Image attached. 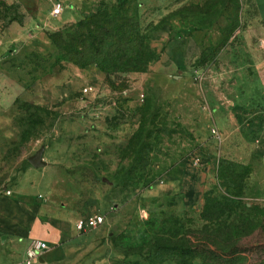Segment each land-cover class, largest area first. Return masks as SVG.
I'll list each match as a JSON object with an SVG mask.
<instances>
[{
	"label": "rangeland",
	"instance_id": "374dc122",
	"mask_svg": "<svg viewBox=\"0 0 264 264\" xmlns=\"http://www.w3.org/2000/svg\"><path fill=\"white\" fill-rule=\"evenodd\" d=\"M123 1L157 59L142 72L68 61L52 37L101 4ZM261 1L0 0V31L22 35L0 52V194L20 187L22 199L40 197L79 220L103 216L84 231L98 238L83 246L91 264H264V201L227 199L256 165L241 160L264 142V117L254 113L264 101L243 98L252 76L264 89ZM57 3L63 11L53 16ZM214 108L238 128L241 146L237 137L227 145L238 149L232 164L216 159L223 143ZM41 148L45 166L29 169ZM208 157L216 159L213 182L199 203L182 206L186 176ZM204 217L248 219L260 229L216 232Z\"/></svg>",
	"mask_w": 264,
	"mask_h": 264
},
{
	"label": "crops",
	"instance_id": "0c3cea01",
	"mask_svg": "<svg viewBox=\"0 0 264 264\" xmlns=\"http://www.w3.org/2000/svg\"><path fill=\"white\" fill-rule=\"evenodd\" d=\"M260 7L264 11V0L260 2ZM38 14L39 17L48 14L47 4L40 8ZM21 36L20 32L13 29L8 30V32L0 31V52L22 39ZM256 77L252 76L250 78V84L252 85L243 91V98L250 99V105L252 106L259 104L262 100L264 101V89L261 88L259 79ZM232 106L233 109L237 110L234 103H232ZM257 111L255 110L254 113L264 117V112ZM213 112V127H216L220 134L219 138H222L223 143V148H221L219 157L216 156V159L221 157L233 161V159H236L233 157V153H238L239 146H241V142L235 134L238 129L235 127L236 122L234 123L232 117L229 116V126L233 128H230L232 133L228 135L225 133L227 130L224 127H229L227 126L229 121H227V124L222 123L226 119H222L220 116L221 108H214ZM208 135L212 138L210 133ZM232 137H237L234 145L238 146V149L234 145H232V148L227 146L228 140ZM263 146L264 142L261 146L259 145L254 150H250L249 155L241 160L249 163L254 162V160L256 162L254 170L250 173L243 189L244 197L262 201H264ZM216 159L215 157L211 159L208 157L204 161L206 165L202 168L199 166L191 168L190 174L186 176L189 185L182 206L194 205L201 201L205 189L214 180L215 167L213 162ZM32 167L31 165L29 169ZM261 173L263 174L260 175ZM256 175L258 176L256 177ZM253 179H257L263 184L261 186L255 185L253 182L251 183ZM6 190L4 188V192L0 194V264H24L27 247L34 239L42 240L48 246V249L34 264H91L87 253L83 251V246L96 242L98 238L77 229L76 226L79 221L77 215L47 205L45 200L40 197L36 198L38 202H35L36 200L34 201L33 197H31V200L26 201L22 199L23 193L20 187L14 190L13 195H11L10 190H8L10 194L7 195ZM106 252L111 254L109 249ZM97 264H107V261H97Z\"/></svg>",
	"mask_w": 264,
	"mask_h": 264
},
{
	"label": "trees",
	"instance_id": "16d2710c",
	"mask_svg": "<svg viewBox=\"0 0 264 264\" xmlns=\"http://www.w3.org/2000/svg\"><path fill=\"white\" fill-rule=\"evenodd\" d=\"M126 6L125 1L112 5L101 4L91 16L65 27L52 39L68 53L69 57L65 56L66 59L79 67L95 64L105 72H142L157 59V55L146 41L139 22L129 14V8ZM65 31L69 32L63 39L64 35L61 34ZM225 160L227 162V159ZM227 163L232 164V161ZM239 197H244L243 188L239 193L227 198L228 203L238 204L240 200L236 198ZM240 217L238 216L239 219ZM204 220L216 223L214 226L216 232L229 228L235 236L242 235L244 233L242 230L245 229L255 231L260 229L258 223L254 224L248 219L244 221L236 219L237 222L234 221L236 223L231 222L229 225L226 221L219 223L217 217L213 219L204 217Z\"/></svg>",
	"mask_w": 264,
	"mask_h": 264
},
{
	"label": "built area",
	"instance_id": "2783aa9c",
	"mask_svg": "<svg viewBox=\"0 0 264 264\" xmlns=\"http://www.w3.org/2000/svg\"><path fill=\"white\" fill-rule=\"evenodd\" d=\"M63 11V5L57 3L52 11L53 16H58ZM88 88H84V92H87ZM215 133V132H214ZM218 136V134H217ZM195 165H199V160L195 158ZM7 195L10 194L8 190L5 191ZM104 222V217L98 214L88 216L85 219H80L77 223V229L84 232L87 229L96 228ZM48 249L47 244L42 240L34 239L30 242L27 247L24 264H34L42 254Z\"/></svg>",
	"mask_w": 264,
	"mask_h": 264
},
{
	"label": "water",
	"instance_id": "95a60500",
	"mask_svg": "<svg viewBox=\"0 0 264 264\" xmlns=\"http://www.w3.org/2000/svg\"><path fill=\"white\" fill-rule=\"evenodd\" d=\"M43 148L39 149L34 155L27 158V161L36 168L44 167Z\"/></svg>",
	"mask_w": 264,
	"mask_h": 264
}]
</instances>
